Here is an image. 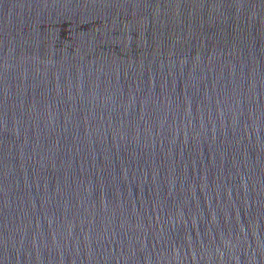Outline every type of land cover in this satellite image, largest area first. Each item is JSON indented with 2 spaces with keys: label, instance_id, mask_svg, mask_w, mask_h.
I'll return each instance as SVG.
<instances>
[{
  "label": "water",
  "instance_id": "95a60500",
  "mask_svg": "<svg viewBox=\"0 0 264 264\" xmlns=\"http://www.w3.org/2000/svg\"><path fill=\"white\" fill-rule=\"evenodd\" d=\"M0 264H264V0H0Z\"/></svg>",
  "mask_w": 264,
  "mask_h": 264
}]
</instances>
